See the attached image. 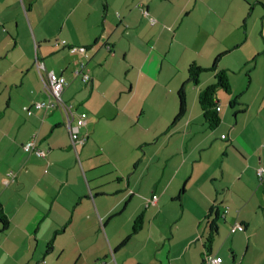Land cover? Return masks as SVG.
I'll return each mask as SVG.
<instances>
[{
  "label": "crops",
  "instance_id": "crops-1",
  "mask_svg": "<svg viewBox=\"0 0 264 264\" xmlns=\"http://www.w3.org/2000/svg\"><path fill=\"white\" fill-rule=\"evenodd\" d=\"M259 5L0 0V264H206V254L264 264V32L250 22ZM192 62L216 69L195 86ZM83 63L88 83L72 74ZM48 69L66 78L74 115L86 113L84 144L72 146L62 110L21 109L49 99ZM219 70L230 88L216 90L210 130L198 93ZM35 133L44 158L22 149Z\"/></svg>",
  "mask_w": 264,
  "mask_h": 264
},
{
  "label": "trees",
  "instance_id": "trees-1",
  "mask_svg": "<svg viewBox=\"0 0 264 264\" xmlns=\"http://www.w3.org/2000/svg\"><path fill=\"white\" fill-rule=\"evenodd\" d=\"M61 45L65 46V47H68L65 43V41H61ZM73 46H76V45H73ZM79 46H83L84 47V53H86V50L88 49L87 46L85 45H79ZM70 47L72 46H69V49ZM106 48L109 50L110 49V46L109 45H106ZM71 51V50H70ZM72 52V51H71ZM73 53H76V52H73ZM82 54V53H81ZM37 61H39L38 59H36ZM35 60V61H36ZM40 62V61H39ZM42 63V62H40ZM43 64V63H42ZM35 65V63H34ZM36 67V66H35ZM37 69V68H36ZM44 69V68H43ZM76 69H78L77 73H76ZM216 69V65H212L211 67L209 68H203V67H200L198 66L196 63L192 62L188 68H187V82H190L192 83L193 85H198L199 84V81H200V75L203 73V72H208V71H212L214 72ZM50 70V69H48ZM47 70V71H48ZM55 71V69H53ZM37 71H41L37 69ZM86 67H85V64H76L73 69H72V74L74 77H79L80 80L84 83H88L90 81V75L88 72H86ZM56 72V71H55ZM57 73V72H56ZM83 73H86L88 74L89 76V79L88 80H83L82 79V74ZM58 75L62 76L65 80V84L63 86V89L65 88V86L67 85V80L66 78L57 73ZM46 76V75H45ZM46 78V77H43L42 78V83H43V79ZM218 88H221L223 89L224 91H228L229 88H230V84H229V80H228V77L226 75V73L223 71V70H219L217 72V74L215 75V82L206 86L205 88H203L202 90L199 91L198 93V103H199V106H200V109H201V112H202V116H203V119H204V122L205 124L207 125V127L210 129V130H213L215 129L219 123H220V116H219V112L216 110V100H215V97H216V90ZM63 89L61 91V94H60V97H61V101L69 106L71 108V105L64 102V100L62 99V92H63ZM177 98H178V103H179V108H178V113L176 115V119H178L179 117H181L182 115L185 114V111H186V99H185V91H184V88L183 86L178 90L177 92ZM22 111L25 112V114L27 116H31L33 115L34 113V110H36L37 108L34 106V103L33 105H23L21 107ZM39 109V108H38ZM40 109H43V108H40ZM54 109H60L58 108L57 106H55L54 108H51L50 110H54ZM72 109V108H71ZM61 110V109H60ZM73 111V110H72ZM74 112V111H73ZM79 114V113H78ZM64 125H65V119H64ZM66 127V126H65ZM67 129V128H66ZM37 135L38 134H34L32 137H35V140H36V146H37ZM31 137V138H32ZM30 138V139H31ZM30 139H28L27 141H29ZM26 141V142H27ZM25 142V143H26ZM86 142V141H85ZM84 142V143H85ZM23 143V144H25ZM83 143V144H84ZM73 146V145H72ZM22 149H23V146H22ZM24 150V149H23ZM24 152H26L24 150ZM27 153H31V154H35L34 152H27ZM36 155V154H35ZM11 174V173H10ZM142 214L138 215L135 220H134V224L132 226V231L133 232H136L138 229L141 228V225H142ZM8 219L5 215V213L3 212V208L0 204V224H1V230L2 231H5L7 229V226H8ZM215 230V228H213V231ZM57 234V232L54 234V236ZM215 232H211V234L208 236L207 238V245L209 246V244H211V241L213 239V236H214ZM52 243V239L51 241L49 242V245H48V248H50L49 246L51 245ZM97 264H104L103 262H99Z\"/></svg>",
  "mask_w": 264,
  "mask_h": 264
},
{
  "label": "built area",
  "instance_id": "built-area-1",
  "mask_svg": "<svg viewBox=\"0 0 264 264\" xmlns=\"http://www.w3.org/2000/svg\"><path fill=\"white\" fill-rule=\"evenodd\" d=\"M143 13L146 16H148V19L151 23L155 22V18L148 14L147 9L143 10ZM70 50L72 52L84 53L83 46H72L70 47ZM35 66L38 70L44 68L43 64L37 60L35 61ZM77 70L78 69H76V73L78 72ZM45 77L46 78L43 79V90L45 91L49 99L47 101L36 102L34 103V106L36 108H43L45 110H50L51 108H54L55 106L60 108L64 112L65 126L69 132L73 147H75V144L77 142L80 144H83L87 140L88 135L81 134L80 128L84 126L86 123V113L80 112L79 114H77V116H75L72 109L61 101L60 94L65 84V80L62 76L58 75L53 69H50L46 71ZM82 79L84 81L88 80L89 79L88 74L83 73ZM216 110L217 111L219 110L218 106H216ZM74 120L75 122L72 123ZM22 146L26 152H34L38 157H41V158L45 157V151L40 149L38 146H36L35 137H32L25 144H22ZM256 176L259 181H261L264 178V169L262 167H258L256 169ZM156 200H157V195H153L151 196V198H148L146 202L147 204L155 203ZM236 228H238V225L234 226L232 229L234 230ZM205 262L206 264H221L222 259L221 257L214 256L212 254H206Z\"/></svg>",
  "mask_w": 264,
  "mask_h": 264
},
{
  "label": "rangeland",
  "instance_id": "rangeland-1",
  "mask_svg": "<svg viewBox=\"0 0 264 264\" xmlns=\"http://www.w3.org/2000/svg\"><path fill=\"white\" fill-rule=\"evenodd\" d=\"M252 21H255V27L256 25L258 27V29H255L254 31L255 34H259L262 30L264 32V6L259 5L254 7L250 15V22ZM249 43H252V41H249L247 45H249Z\"/></svg>",
  "mask_w": 264,
  "mask_h": 264
}]
</instances>
